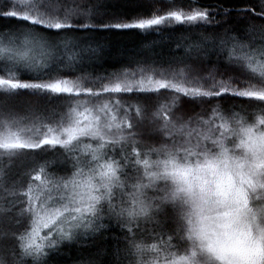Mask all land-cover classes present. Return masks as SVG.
I'll return each mask as SVG.
<instances>
[{
    "label": "snow or ice",
    "instance_id": "obj_1",
    "mask_svg": "<svg viewBox=\"0 0 264 264\" xmlns=\"http://www.w3.org/2000/svg\"><path fill=\"white\" fill-rule=\"evenodd\" d=\"M194 2L188 11L164 14L154 10L156 0L0 4V22H6L0 23V156L8 157L10 168L21 150L46 146L63 150L68 166L60 176L47 175L41 166L26 190L4 188L14 199L0 207V234L11 236L13 246L10 259L0 264H56L53 257L72 245L96 249L88 264H264V114L252 123L235 114L226 118L219 102L264 101V86L237 88L232 77L217 80L215 70L201 75L199 55L192 65L171 72L141 66L139 78L135 71L131 77L115 74L98 91L76 75L86 61L105 55L99 36L159 34L175 22L202 31L198 53L219 62L227 49L226 71L250 70L264 85V42L259 47L240 42L248 33L264 36V0ZM217 29L236 35L209 45L207 36ZM234 63L240 66L230 67ZM160 90L170 95L144 124L139 101ZM25 93L46 98L52 109L48 123L22 127L25 117L8 111ZM116 94H135V117L129 114L132 104L113 98ZM196 101L209 108L195 120L185 119L184 106ZM137 136L154 144H140ZM129 169L137 175H128ZM21 216L28 225L17 234L13 225ZM145 233L159 238L164 249L144 243ZM181 245L183 254L168 250ZM152 252L157 255L148 258Z\"/></svg>",
    "mask_w": 264,
    "mask_h": 264
},
{
    "label": "trees",
    "instance_id": "obj_2",
    "mask_svg": "<svg viewBox=\"0 0 264 264\" xmlns=\"http://www.w3.org/2000/svg\"><path fill=\"white\" fill-rule=\"evenodd\" d=\"M4 0H0L2 4ZM201 3L213 2V0H200ZM196 6L194 0H156L154 10H157L159 14H164L170 10L188 11L189 4ZM235 15V14H234ZM6 23V22H0ZM245 27V26H241ZM203 33L200 29H189L187 25L177 24L164 25L159 34L156 32H149L140 34L133 30L120 34H105L98 37L101 42V46L104 47L105 55L102 59L94 61H86L80 71H77L76 75H82L87 77L86 86L92 87L94 91H98L102 84L108 83L110 79L115 78V74L123 75L125 72L131 77L132 72L137 73L139 78V67L156 69L157 73L160 69H165L168 72L171 70H179L184 68L185 65H192V62L197 59L203 62V68L205 69L201 75H207L208 71L215 70V77L217 80H227L232 77L233 86L237 88H246L250 84L256 87H261L258 74L251 73L250 70L245 69L242 73L236 74L231 71H226L223 65L228 64L227 49H225L224 59L217 62V57L212 56L211 59L204 56L202 53H198L196 45L203 46L201 44V38ZM235 33H230L225 36L223 29H217L214 32H210L207 36L206 43L211 45L214 41L219 42L220 39H231L235 36ZM239 37L237 40L239 41ZM242 43H251L254 47H259L264 42V36L260 33H248L247 39L240 41ZM239 55V52L236 53ZM190 57V58H189ZM199 68L201 65L197 63L193 65ZM239 64H232L230 67H239ZM2 67V65H0ZM6 75V73H4ZM146 75H153L152 72L145 73ZM22 79H27V76H22ZM156 78H159L157 74ZM170 93L168 91L160 90L147 97H142L139 101V107L144 113V124H148V117L155 112L160 105L166 103V97ZM113 98L128 100L132 104L129 109V114L133 117L136 116L137 101L135 94L131 97L126 94H116ZM109 99L108 94H102V100ZM45 97L33 96L30 94H22L18 101H12L9 103L8 111H10L17 118L25 117L22 122V127H31L33 124L39 126L41 122L48 123L51 117L52 109L45 104ZM218 101L213 100L215 104ZM223 115L229 117L235 114L238 118L242 117L246 122L252 123L255 117L262 115L260 109L264 108V101H259L256 98H231L225 97L222 101ZM3 105V100L0 99V106ZM209 108L207 104H201L199 101L186 104L183 111L186 112L185 119L188 116L193 117L195 120L197 114H204ZM2 111V109H0ZM179 114V113H177ZM122 116L123 113L121 112ZM35 117H39L36 120ZM141 119L140 117H136ZM206 118V117H205ZM217 119L216 121H218ZM2 130V129H0ZM16 129H13L15 131ZM151 134V133H149ZM137 142L140 144H154V141L149 140L147 136L136 137ZM83 143H92L94 141L84 138ZM131 141H129V144ZM119 150V145L114 150L111 147L107 149L108 155L115 154ZM63 150L50 151L46 146L43 149L35 150H21V154L12 158L11 167H7L9 159L6 156H0V207H8V200H13L14 197L9 196L4 192V188H9L17 192L27 189V181L32 179L40 167H44V171L47 175L51 176L55 174L57 176L65 175V167H68L64 163V157L62 155ZM128 175L135 177L137 174L134 169H129ZM44 175L41 176V179ZM133 181H128L132 183ZM34 186L39 184V181H33ZM131 191V189H129ZM147 195L151 196V190H147ZM26 199V198H25ZM15 215V213H13ZM19 225H13V229L20 234L25 231L28 225V221L25 217L18 218ZM143 223V221H142ZM149 229L153 225H147ZM171 229L176 227L172 224ZM171 234L170 229L166 230ZM141 239L146 244L157 243L158 247L162 250L165 246L159 243V238L153 239L149 233H145ZM167 239V236L164 237ZM11 236H4L0 234V260L7 262L11 256L12 248ZM175 244L176 241L174 240ZM175 251L177 254L184 253V247L181 245L177 248L168 249ZM96 249L91 245L87 247H80L77 245L68 246L63 250V255L54 256L53 260L56 264H88L89 258L95 254ZM157 253H149L148 258L155 257ZM100 259L107 260L108 257L101 255Z\"/></svg>",
    "mask_w": 264,
    "mask_h": 264
},
{
    "label": "rangeland",
    "instance_id": "obj_3",
    "mask_svg": "<svg viewBox=\"0 0 264 264\" xmlns=\"http://www.w3.org/2000/svg\"><path fill=\"white\" fill-rule=\"evenodd\" d=\"M227 118V117H226ZM215 123L216 124H219V123H221V121L220 120H218V121H215ZM137 140V139H136ZM230 147H231V145H229Z\"/></svg>",
    "mask_w": 264,
    "mask_h": 264
}]
</instances>
